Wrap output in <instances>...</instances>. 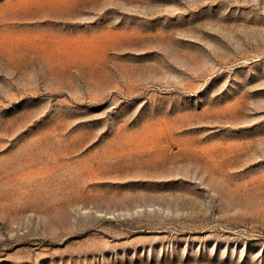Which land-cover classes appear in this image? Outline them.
<instances>
[{"label":"rangeland","instance_id":"374dc122","mask_svg":"<svg viewBox=\"0 0 264 264\" xmlns=\"http://www.w3.org/2000/svg\"><path fill=\"white\" fill-rule=\"evenodd\" d=\"M0 264H264V0H0Z\"/></svg>","mask_w":264,"mask_h":264}]
</instances>
